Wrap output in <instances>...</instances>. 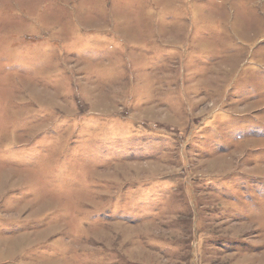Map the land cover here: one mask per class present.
<instances>
[{"label":"rangeland","instance_id":"1","mask_svg":"<svg viewBox=\"0 0 264 264\" xmlns=\"http://www.w3.org/2000/svg\"><path fill=\"white\" fill-rule=\"evenodd\" d=\"M0 264H264V0H0Z\"/></svg>","mask_w":264,"mask_h":264}]
</instances>
